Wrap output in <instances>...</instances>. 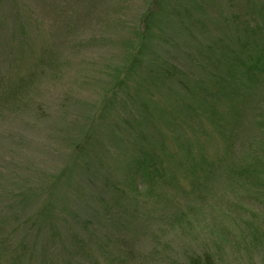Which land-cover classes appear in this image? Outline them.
<instances>
[{
    "label": "rangeland",
    "instance_id": "rangeland-1",
    "mask_svg": "<svg viewBox=\"0 0 264 264\" xmlns=\"http://www.w3.org/2000/svg\"><path fill=\"white\" fill-rule=\"evenodd\" d=\"M203 253L264 264V0H0V264Z\"/></svg>",
    "mask_w": 264,
    "mask_h": 264
},
{
    "label": "trees",
    "instance_id": "trees-1",
    "mask_svg": "<svg viewBox=\"0 0 264 264\" xmlns=\"http://www.w3.org/2000/svg\"><path fill=\"white\" fill-rule=\"evenodd\" d=\"M180 264H217V263L210 254L203 253L200 255H190L184 263H180Z\"/></svg>",
    "mask_w": 264,
    "mask_h": 264
}]
</instances>
